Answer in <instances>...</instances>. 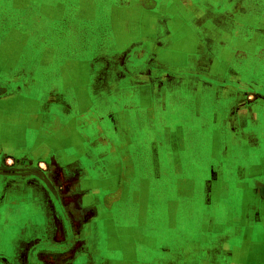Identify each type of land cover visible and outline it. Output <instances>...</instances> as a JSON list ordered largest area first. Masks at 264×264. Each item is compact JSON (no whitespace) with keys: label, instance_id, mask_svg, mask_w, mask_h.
Returning a JSON list of instances; mask_svg holds the SVG:
<instances>
[{"label":"crops","instance_id":"0c3cea01","mask_svg":"<svg viewBox=\"0 0 264 264\" xmlns=\"http://www.w3.org/2000/svg\"><path fill=\"white\" fill-rule=\"evenodd\" d=\"M225 6L245 15L244 19L236 17L234 25L253 29L249 42L256 43L262 33L257 28L264 23V0H0V208L7 211L8 204L7 217H15L14 206L28 201L44 211V200L17 193L15 187H29L28 181L8 180L1 171L13 170L18 176L31 170V165L49 163L50 155L61 162L67 153H77V116L67 119L66 106L108 105L98 104L97 97L86 99L85 93L77 98V91L94 87L130 96L135 90L128 87L130 60L138 64L147 58L166 60L171 65L178 59H192L195 41L191 33L199 21L195 12L202 13L206 28L210 25L206 16L210 12L216 17L225 15ZM79 50L89 52L78 54ZM107 59L118 62L97 68L99 60ZM57 75L61 86L55 85ZM249 86L258 89L262 84L251 82ZM228 90L220 87L214 94L221 97ZM70 92L74 93L73 104L67 98ZM135 95L145 105L142 94ZM201 105L205 113L195 116L202 128L207 104ZM214 105L217 115L226 114L223 129L233 131L236 144L217 152L222 158L219 165L229 174L219 182L214 211L205 205L195 211L194 190L188 185L183 186L189 191L185 196L155 200L154 211L147 216L154 220L153 227L142 223V211L133 228L113 220L115 216L126 219L127 214L118 216L102 209L83 233H95L91 236L94 247L105 236L110 251L119 255L105 261L95 248L103 258L98 264H264V100L246 108L239 104L232 110L218 100ZM51 106L57 111H50ZM113 128V139L120 138L117 125ZM184 132L186 139L194 135L207 138V131L204 135L195 127ZM183 155L187 166L196 165L189 152ZM197 195H206L204 187ZM159 203L169 209L163 210ZM4 216L0 212V218ZM15 223L19 225L18 220ZM135 250L137 258L133 257ZM79 255L92 264L90 253Z\"/></svg>","mask_w":264,"mask_h":264},{"label":"rangeland","instance_id":"374dc122","mask_svg":"<svg viewBox=\"0 0 264 264\" xmlns=\"http://www.w3.org/2000/svg\"><path fill=\"white\" fill-rule=\"evenodd\" d=\"M224 10L225 15L221 17L210 12L206 16L208 21L205 18L210 23L206 28L201 21L202 13L195 12L199 14L195 15L199 21L193 25L191 33L195 41L192 59L181 62L178 59L171 65L166 60L162 63L147 58L140 64L130 60L128 87L135 89L129 92L130 96L116 90L96 91L94 87L92 91H77V98L85 93L86 99L97 97L98 104L108 105L90 107L82 103L80 106H66L67 119L77 116V153H67L61 162L55 155H50L49 163L31 165L33 171L22 175V180H32L33 185L44 184L49 232L43 237L34 234L20 245L24 247L18 264H71L79 250L91 254L92 264H98L97 261L103 258L111 260L119 253L110 251L105 236L94 247L92 237L95 233L92 232V237L83 233L98 212L103 209L118 216L127 214L126 219L115 216L113 220L121 226L135 228L138 212L142 211V223L153 227L154 220L147 216L152 215L155 200L170 201L171 195L185 196L189 191L183 186L188 185L194 190L195 211L204 205L205 209L209 207V211H214L219 182L229 174L219 165L222 158L217 152L236 145L233 131L223 129L222 120L226 119V114L217 115L214 111L217 108L215 101L231 106L232 110L239 104L246 105V108L264 100V23L257 28L262 30L259 40L249 42L253 29L234 25L236 17L244 19L245 15L231 10L230 6H225ZM88 52L79 50L78 54ZM105 62L114 64L118 60H99L97 68L101 69ZM252 65L258 71L249 75ZM260 81L263 91L249 86L251 82ZM106 82L107 78L101 85ZM61 83L57 75L55 85L61 86ZM213 84V90L208 89ZM220 87L231 90L216 97L214 90ZM137 93L142 94L145 105L142 101L140 103ZM67 98L73 104L74 93H68ZM203 102L209 108L201 128L195 114L203 113ZM57 109L51 106L50 111L56 112ZM113 125L119 128L121 137L118 139L112 137L115 134ZM193 127L203 130L204 135L207 131V138L195 135L191 139L184 138V131ZM246 145H250L249 140ZM188 152L195 166L190 163L187 166L186 160L181 158ZM201 187L206 191L205 196L197 195ZM139 200L141 203H137ZM35 204L28 201L14 206L13 210L19 215L8 218L12 222L31 219L37 224L43 223V211ZM159 204L158 211L160 205L163 210L169 209L164 207L165 204ZM10 231L9 238L20 237L17 235L19 230ZM95 248L101 251L103 258L96 255ZM133 253L137 258L136 250Z\"/></svg>","mask_w":264,"mask_h":264},{"label":"flooded vegetation","instance_id":"af4514ba","mask_svg":"<svg viewBox=\"0 0 264 264\" xmlns=\"http://www.w3.org/2000/svg\"><path fill=\"white\" fill-rule=\"evenodd\" d=\"M249 71H251L250 73H252V72L254 73V71L257 72L258 70L254 69L253 65H252L251 69H249ZM252 83H254V82H252ZM258 83H261V81ZM258 89L262 90V88H258ZM207 108H209V105H207ZM202 111H203V113H205L203 109H202ZM181 127L183 128V124L181 125ZM31 171H33V170L31 169L29 171L21 172V173H19L18 176L15 175V172L13 170L9 171V170L3 169L1 171L2 175H5V177L8 180H9V178H13V179L18 178V180H20V182H23L25 184H26L25 181L26 180L28 181L29 187H25V186H20V188L15 187V189L18 188V190H19L18 192L16 191L17 193L23 191V192H25L24 194H26L28 196H32V195L34 197L37 196V198L39 200H41V197H43V200H44V202H43L44 220H43V223L37 224L36 222H33V220H31V219H21V221H18L19 225H17L15 222H12L7 217V215H9V213H6V212H8V204L6 205L7 209H5L7 211H2L4 208H0L1 209L0 210L1 215H3V214L5 215L4 217L0 218V247L2 248V249H0V264H18L19 259H20L19 257L22 255L23 247H24V246L22 247L20 245L23 244L27 238H29L30 236H32L34 234H38V235H40V237H43V236H46L49 232L48 231V225L49 224H48V219H47V212L45 209V203L47 200L45 198L46 194H45L43 182L41 185L36 184V183H35V185H33L34 181L28 180V179L22 180V178H21L23 174L25 175L26 173H29ZM26 191H27V193H26ZM19 210L22 213V207H20ZM16 212H17V210H16ZM26 220H29V221H26ZM27 222H28V224H27ZM10 230H19L17 235L19 236V234H20V237L17 238L15 236H12L11 238H9L8 233H11ZM82 251L83 250L77 251L74 259L71 261V264H83V263L86 264V261L83 260L81 258V256L79 255ZM84 252L85 251H83L82 254Z\"/></svg>","mask_w":264,"mask_h":264}]
</instances>
